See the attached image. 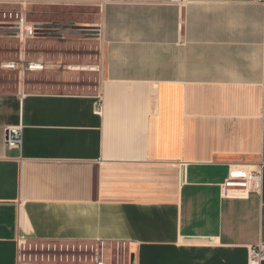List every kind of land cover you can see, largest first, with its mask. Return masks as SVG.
Segmentation results:
<instances>
[{
	"label": "crops",
	"instance_id": "crops-1",
	"mask_svg": "<svg viewBox=\"0 0 264 264\" xmlns=\"http://www.w3.org/2000/svg\"><path fill=\"white\" fill-rule=\"evenodd\" d=\"M0 10L74 30L0 32V264L21 238L120 244L122 264H250L264 244V0ZM20 61L43 70L3 67ZM231 165L260 172L244 198L222 196Z\"/></svg>",
	"mask_w": 264,
	"mask_h": 264
},
{
	"label": "built area",
	"instance_id": "built-area-1",
	"mask_svg": "<svg viewBox=\"0 0 264 264\" xmlns=\"http://www.w3.org/2000/svg\"><path fill=\"white\" fill-rule=\"evenodd\" d=\"M0 32L18 39L35 37H56L72 32L62 27L34 25L26 22L22 13L0 10ZM4 68L17 70L20 74L26 71H42L43 65L37 63H8ZM102 109L98 97L94 111L99 114ZM8 149H20L22 146V126H9L4 135ZM260 172L250 166L231 165L227 179L221 185L222 196L244 198L256 189ZM16 264H106V253L115 249L118 259H122V245L115 244L108 248L101 241L93 243L78 242H26L22 238L16 241ZM250 264L264 260V244L252 247L249 251ZM122 262V261H121ZM119 263V261H118Z\"/></svg>",
	"mask_w": 264,
	"mask_h": 264
},
{
	"label": "rangeland",
	"instance_id": "rangeland-1",
	"mask_svg": "<svg viewBox=\"0 0 264 264\" xmlns=\"http://www.w3.org/2000/svg\"><path fill=\"white\" fill-rule=\"evenodd\" d=\"M72 32L74 33L73 29H72ZM6 35L8 36L9 34H6ZM52 37H54V36H52ZM25 77H26V79L32 80V77L30 75H26ZM118 261H119V263H118ZM106 264H122L121 256H120V259H118L115 249H113L111 252L106 253Z\"/></svg>",
	"mask_w": 264,
	"mask_h": 264
}]
</instances>
